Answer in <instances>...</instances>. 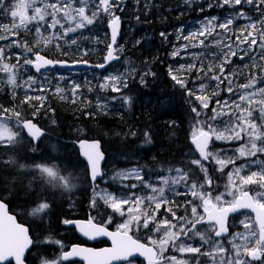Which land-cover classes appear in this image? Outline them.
Returning a JSON list of instances; mask_svg holds the SVG:
<instances>
[{
  "label": "snow or ice",
  "instance_id": "snow-or-ice-1",
  "mask_svg": "<svg viewBox=\"0 0 264 264\" xmlns=\"http://www.w3.org/2000/svg\"><path fill=\"white\" fill-rule=\"evenodd\" d=\"M122 4L123 0H13L12 3L0 0V14L11 19V24H0V72L8 76V83L14 88L19 86L25 88V99L21 103H27L32 107L33 118L39 116L41 110H45L48 91L53 90L63 99L64 89L51 85L47 80L41 82L39 78L32 75L28 76L22 85H17L19 71L25 67H31L36 73H41L42 70L47 71L49 66H67L66 60L48 59L42 55L40 46L49 48L54 45L60 49L62 44L69 43L66 39L69 33H76L80 29L98 23L101 16L108 18L111 29L110 42L106 45L107 53L104 63L94 67L103 69L111 61L119 59L114 53L123 49L118 45L120 17L115 13L123 10ZM244 4L252 5L253 11L260 14L261 19L258 23L243 11ZM213 6L209 4L210 8ZM215 6L221 8L229 6L234 10V14L226 16L223 20L215 16L206 17L197 30L187 35H183L181 31L176 38L186 43L179 47L174 46L171 55L177 57L184 52L191 62L181 64L176 69H169L174 86L183 92L196 118L192 142L195 145L193 152L197 158L188 163L199 170L202 174L200 179L203 182L201 183L200 179H192L195 172L191 169L186 171L182 167L169 169V172H174L175 175L161 177L159 180L161 186H153V182L145 178L144 169L141 167L116 173V178L129 181L122 184L128 194L118 196L105 193L102 199L113 212L121 216L127 215L125 222L118 226L115 233H109L105 228L98 227L91 219L87 223L80 222L78 225L85 235L111 236L114 247L98 253L73 247L70 252L63 253V259L67 260L70 256L88 252L89 264H107L110 258L127 259L138 252L147 256L148 264H190L189 261L178 258L177 255H166L167 250L173 248L178 254H192L194 258L209 257L211 264H252L253 261L264 264V159L260 158L264 155V86H261L264 85V63H255L257 52L259 60L264 62V0H216ZM237 6H240L239 11H235ZM238 19H247L249 23L245 24L239 32H235L233 25ZM32 28L35 29L37 47L29 46L26 40L20 38L21 30L31 31ZM44 32H48L49 35L45 36ZM160 35L167 39V33ZM209 37H213V40L206 43ZM69 46L79 47L76 39H72ZM196 47H203L205 50L210 47L219 49L222 57L217 53H211L212 61L219 60V63L206 64L204 53L189 51ZM14 49L23 51L13 55ZM234 57L241 61L245 58L252 61L251 67L255 69V72H249L247 83L234 86L235 77L243 75L239 67L231 68ZM12 59L16 63H10ZM226 66L230 67L227 73ZM257 72L260 74L257 75ZM180 73L182 75H178ZM149 74L151 73H145L140 77L141 83H144L145 77ZM204 79L216 83V87L211 92H208L207 86L203 83ZM127 86V80L119 76L105 77L104 83L99 85L101 89H111L114 93H120ZM79 87L73 84V95ZM37 90L39 94H30L36 93ZM222 92L238 96V98L231 102L222 100L220 99ZM112 99H120L125 103L130 101V97L122 95L113 96ZM213 104L214 107H212ZM97 106L101 109L106 107L99 101ZM208 112L211 113L210 116H207ZM257 113L258 117L255 115ZM7 115L8 110L0 105V146L14 145L19 137L18 132L8 126ZM11 115L15 117L18 125L28 130L33 138H39L42 134V130L32 120H22L20 112L13 109ZM221 118H225L223 127L214 126L213 122H219ZM257 118L259 123L256 122ZM244 137L247 138V142L235 149L237 159L244 161L240 165H237L236 159L224 157L222 151L210 150L211 141H242ZM145 142H151L147 133H145ZM79 146L90 166L87 172L89 179L95 181L98 177L102 178L98 162L103 159V153L100 152L99 141L81 140ZM209 161L218 165L216 170L221 173L231 166L225 191L218 195H213L212 191H205L206 188L214 187V180L206 166V162ZM253 165L258 168V171H251L249 175L241 176V172ZM20 167L25 166L20 165ZM35 168L48 177L49 182L58 181L65 187H69V180L61 175L54 165L42 163L35 165ZM133 180L135 182H131ZM174 185H183L185 193L178 192ZM249 185H256L260 190L249 195V192L245 191V187ZM141 188L149 189L151 194L137 195L136 191H133ZM166 189L174 195L186 194L193 199L188 200L184 205L169 206L170 201L165 195ZM225 195L231 196L232 199L224 200ZM145 203H147L148 211L141 210ZM90 206L96 207L95 197L90 201ZM49 207L47 202H41L33 209V213L43 212ZM125 207L127 212L124 210ZM181 207L184 209V215L177 216V211ZM4 208L5 205L0 202V259L7 254L14 256L17 264H22V253L31 241L27 236V229L16 224L14 218L6 214ZM162 209L166 213L164 219H160L157 215ZM241 209H252L256 213L255 219L251 222L247 218L241 220L240 224L244 226V231L232 232V225L228 222L229 215ZM63 223L75 222L65 220ZM199 226H206L205 231H199ZM141 228L157 235L163 232V236L159 240L147 237L146 239H149L153 245L148 247L133 240L128 234L130 230ZM193 237L199 238L202 242L200 246L185 242ZM222 238H228L227 243L231 245L230 248H225ZM205 245L209 247L207 252L202 251ZM128 264H131V261Z\"/></svg>",
  "mask_w": 264,
  "mask_h": 264
},
{
  "label": "rangeland",
  "instance_id": "rangeland-1",
  "mask_svg": "<svg viewBox=\"0 0 264 264\" xmlns=\"http://www.w3.org/2000/svg\"><path fill=\"white\" fill-rule=\"evenodd\" d=\"M6 2L12 3L13 0H6ZM209 4H213L214 6L210 8ZM215 5L216 0H123V10H118L115 13V15H119L122 20V31L121 37L118 40V45L123 50L116 51V55L119 57V59L113 62L106 70L100 73L89 70H53L36 73L31 67H25L19 71L17 75V85H22V82L27 80L28 76L32 75L39 78L41 82L47 80L51 85L59 86L60 88L64 89L63 100H67L71 108V114L73 115L71 119L74 120H72V122L69 124H72V135L76 137H80L85 133L84 127L80 126V124L75 120V117L77 116L75 115L76 113L85 112V114H90L91 116L99 114H109L115 116L117 118V122L119 121V125L116 123V127H113L112 130H118V136H120V138L124 136H128L129 138L135 137L136 130L138 128L137 118H140L139 125L153 130L152 133H150L148 130L144 129V136L145 133H147L151 138V142L146 143L142 141L141 146L137 148V151L128 154L127 156L114 155L109 157L108 161L106 162L104 172L105 174H109L110 179L117 180L120 185H122L129 183V181L116 178V173L127 171L133 167H141L144 169L145 178L152 181L153 186H161L159 184L160 178L163 176H174L175 173L169 172V169L179 167L165 165V156L169 157V160L173 158L174 160L179 161H185V158L188 156L191 158L190 160H192L193 157L197 158V155L193 152V145L191 143L192 133L196 126V118H192L191 115H184L183 111L181 110L180 118L163 117L159 120L153 119L154 117H152L151 113L155 110V108L157 109V105L159 103L156 105V103L152 101L151 97L143 96L145 94L143 90L148 91L151 89L155 80V70L159 65L163 66V70H165L167 76L170 78V68L176 69L179 68L181 64L191 62L184 52H181L180 56L177 57H173L171 55L174 50V46L179 47V45L186 43V41H178L176 38L177 35L181 34V31L183 35H187L189 32L197 30L201 26V22H203L206 17L215 16L220 20H223L226 16L234 14V10L229 6L221 8ZM239 10L240 6H237L235 11ZM243 11L248 13L252 20L257 23L261 19L260 14L253 11L252 5L244 4ZM171 14L175 16L174 18L176 19V24H174L173 21L169 19V16H172ZM107 23L108 18L106 16H101L98 23L90 25L85 29H80L76 33H69L68 37H66L69 43L62 44L60 49H57L54 45L49 48L40 46L41 54H46L48 57L54 59H85L99 62L103 59L107 49L106 45L109 42ZM247 23H249L247 19H238L233 25V30L235 32H239ZM0 24H11V19L0 14ZM159 25H166L168 28H164L166 30L165 32L159 31L158 35H156V28L153 27ZM161 33H167V39L164 40V38H162L160 35ZM44 35L47 36L49 33L44 32ZM213 36H215V33H213ZM20 38L22 40H26L29 46L37 47L35 44L37 37L34 28H32L31 31L21 30ZM72 39L77 40L79 47L69 46ZM212 40L213 37H209L206 43ZM137 41H140V44L137 43ZM156 44H158L159 47H156ZM22 51V49H14L13 55ZM189 51L194 53H204V62L206 64L209 62L214 64L219 63V60L212 61L211 53H217L222 57L220 50L215 47H210L208 50H205L203 47H196L189 49ZM25 55L27 54L25 53ZM255 55L257 57L255 63H264L259 60L258 52ZM233 60L234 63L231 65V68L239 67L243 73V75H237L235 77L234 86L247 83L249 72H255V69H252L251 67L252 61L249 58H245L244 61H241L235 57ZM10 63L14 64L16 61L12 59L10 60ZM245 65H248V67H245ZM225 71L226 73L230 71V67L226 66ZM145 73L151 74L145 77L144 83H141L140 77ZM256 74L259 75L260 73L257 72ZM178 75H182V73ZM109 76H119L127 80V88L131 90L128 96H126L130 97V101L128 103H125L120 99H112L113 96H124L123 93L126 88H123L120 93H114L111 91V89H101L99 87L100 84L104 83V78ZM61 77H63V79H61ZM156 78L158 77L156 76ZM203 83L207 86L208 92H211L216 87V83L208 79H204ZM73 84L80 86L77 89L75 95H73L72 92ZM30 94H39V92L37 90L36 93ZM46 95L47 98H61L60 95L56 94L53 90L48 91ZM237 98L238 96H232L226 92H222L220 96V99L228 100L229 102ZM24 99L25 88L23 86L14 88L13 85L8 83V76L5 73L0 72V105H2L4 109L8 110V115L6 117L8 126L13 128V130L17 131L19 134L17 142L14 145L7 146L9 148L8 157L3 160L4 167L13 170L10 177L13 194L10 191H5L3 193L4 195L1 194V196L5 199L11 198V204L14 208V211L18 214L22 221H24L29 227L31 226L30 229L34 239V245L31 249V257L38 260L37 264H70L63 262L60 259V253L66 248L67 244H65L66 240L61 239L59 235L65 233L71 234L72 231L64 225L63 221L66 220L64 219L62 222L58 223L60 225V230L57 233H50L52 231V227H55V224L49 223L52 217L50 210L51 206H57L56 204L65 203L63 208L68 212V214H72L76 211L77 206L89 207L91 199L95 197L96 207L101 204V206H99L100 208L107 207L115 215L113 219L119 221V224L116 227L118 228L120 224L125 222L127 215L121 216L119 213L113 212L111 207L105 203L102 197L105 195V193H112L118 196L125 195L114 193L113 191L104 188L98 183H96L95 190L90 192V187L85 186V182L88 179L87 166L82 162V160L79 159V157L75 160L69 148L66 149L67 151L65 152L64 156L59 155L60 153L58 150H61L64 147L66 141L60 142V139L58 138L59 133L57 125L49 117L45 116V111L41 110L40 112L45 118L41 117L37 122L42 125L48 131V133L39 144H32V142L29 141L24 135L20 125L17 124L15 117L11 115L12 110L15 109V111L21 113L22 120L24 114H29L31 117H33L32 107L27 103H21V101ZM98 101L100 104H105L106 107L103 109L98 107ZM136 103H140L142 106L137 107ZM214 106L215 105L213 104L212 107ZM172 108L173 103L167 109L169 113H173ZM208 114V116L211 115L210 112H208ZM141 115L144 116V118H142ZM255 115L258 117V113ZM155 116L157 117V115ZM224 119L225 118H221L219 122H213L214 126L222 128ZM256 122H260L258 118ZM132 133H135V135H132ZM103 137L104 139H107L109 138V135L105 133ZM246 142V137H244L242 141H211L210 150L222 151L224 157L236 159L237 165H240L244 161L242 159H237L235 149L241 147V145ZM174 154L175 156H173ZM260 158L264 159L263 157ZM154 159L157 160V163L155 164V167L153 166L151 168ZM190 160H188V162ZM117 161L128 162L129 166L118 170L114 164ZM42 163L49 166L54 165L59 170L60 174L69 180V187H65L58 181L49 182V178L41 174L39 170L35 168V165ZM207 163L211 164L215 169H218L219 167L212 161ZM20 165H24L25 167L22 168ZM225 169H227L225 180L224 173H220L221 183L215 184L212 189L206 188L205 191H212L213 195H218L225 191V185L228 183L227 175L228 172L231 171V166ZM195 171L197 176L200 178L202 174L196 168ZM251 171H258V168L253 165L251 168L241 172V176H247ZM155 172L158 173L153 174ZM104 181L105 180H102V182ZM131 182L135 181L133 180ZM200 182L202 183L203 181ZM17 186L20 187L19 189L21 191L19 189L17 190ZM92 187L94 188L93 185ZM173 187H175L178 192L185 193L183 185H174ZM245 190L250 191L253 195L260 189L256 185H249L245 187ZM18 192L19 195L21 194L20 196L18 195ZM51 193L52 196H50ZM136 193L137 195L151 194L149 189L144 188L136 190ZM238 194L239 193H237V195ZM165 195L170 201L169 206L179 205L178 201H183L184 205L188 200L193 199L190 195L186 194L178 196L174 195L168 189H166ZM53 198H60L61 201L56 200L55 204ZM82 199L86 200L87 205L79 202L82 201ZM223 199L231 200L232 197L225 195ZM41 202H47L50 207L45 209L43 212L33 213V209L38 207ZM124 210L127 212V207H125ZM141 210H149L147 203L142 206ZM200 211L202 212V209ZM157 215L160 219L166 218V213L163 209L157 213ZM180 215H184V209L182 207L179 209V211H177V216ZM234 217L235 218L229 220V223L232 225V232L244 231V226L240 224L241 220H244L245 218H247L249 222L253 220V216L248 212L240 213ZM205 229L206 226H199V231L204 232ZM145 232L147 235L146 238L150 237L152 240H159L163 236V232H161L159 235L155 234L154 232ZM146 238L144 241L151 244L150 240ZM227 239L228 238H222V242H224L225 248H230L231 245L227 243ZM57 241L59 243H56ZM185 242L191 243L193 246H200L202 243L198 237H193L191 240H187ZM202 251H209V247L205 245ZM166 255H177L178 258H183L190 263L195 260L196 262L201 261L200 264H211V259L209 257L199 256L194 258L192 254H178L173 248H169L166 252ZM128 262L121 264H128ZM131 264L145 263L140 260H131ZM252 264H261V262L253 261Z\"/></svg>",
  "mask_w": 264,
  "mask_h": 264
},
{
  "label": "trees",
  "instance_id": "trees-1",
  "mask_svg": "<svg viewBox=\"0 0 264 264\" xmlns=\"http://www.w3.org/2000/svg\"><path fill=\"white\" fill-rule=\"evenodd\" d=\"M174 17L175 16L173 15L171 16V18L169 16V19H171L173 23L176 24V19ZM153 28H157L155 31V34L157 35L159 31L165 32L166 30L164 28H168V27L166 25H159ZM156 47H159L158 44H156ZM60 58H63V57H60ZM160 66L161 65H159L158 68L155 70V77H154L155 80H154V83L152 84L151 89L148 91L143 90V92L145 93L143 96H149L151 97V99L153 98L156 99L155 103L156 105L157 103H159L157 105V109L159 111H163V109L169 108L170 107L169 105L173 103V108L179 107V111L182 110L184 115H191L192 118H194L183 92L174 86L173 81L167 76L165 70H163V66L161 67ZM156 76L158 78H156ZM157 80H160L158 84L155 83V81ZM160 88L163 89V91ZM130 91L131 90L129 88H126L124 90L123 95L128 96ZM42 111H45V116L49 117L53 122L56 123L58 133H59L58 138L60 139V141H66V144L64 145V147L61 150H58L60 153L59 155L64 156L66 149L69 148L75 160L78 159V154L72 142V140L74 139L99 138L101 140L103 150L105 151L106 158H107L106 162H107L108 158L111 157L112 155L127 156L128 154H131L137 151V148L141 146L140 142L142 141L145 142L144 129L148 130L150 133H152L153 131L149 128H144L142 125H139L140 118H137L138 128L136 130L135 137L129 138L128 136H124L120 138V136H118L119 135L118 130H112L113 127H116V123L119 125V121L117 122V118L115 116L109 115V114H99V115L91 116L90 114H85V112H80V113L75 114L77 115L75 117V120L80 124V126L84 127L85 133L84 135L80 137H76L72 135V124L71 125L69 124L74 119H71L73 115L71 114V108L67 100H63L59 97H53V98L48 97L45 102V110H42ZM151 114L153 116V113ZM208 115L209 114L207 113V116ZM24 116L31 117V115L29 114H24ZM41 117H44V116H42L40 113L39 116L35 117L34 119L38 121ZM141 117L144 118V116L142 115ZM105 133L109 135V138L104 139L103 135ZM8 149L9 148L7 146H0V195L1 193L5 191H10L13 194V188L11 187L12 183L10 180L11 173L13 170L5 168L3 164L4 162H2L4 159L8 157ZM173 156H175V154ZM261 157L264 158V155H262ZM195 158L196 157H193V159ZM190 159L191 158L188 156L185 158V161L174 160L173 158L169 160V157L165 156L164 160H165V165H171L174 167L179 166V167L184 168L186 171L191 169V171L195 172V175L192 177V179H200L196 174L195 167L188 163V160ZM156 163H157V160L154 159L153 165L151 166V168L153 166L155 167ZM114 164H115V167L118 168V170L124 169L127 166H129V163L128 162L125 163V161L123 162L117 161ZM105 166L106 164L104 165V169H105ZM206 166L208 167L209 174L212 175V178L214 180V185L221 183V177H220L221 172L216 170L211 164H208L207 162H206ZM157 173L158 172H155L153 174H157ZM223 173H224V180H225L227 169H224ZM102 180H105V181L102 182ZM88 181L89 179H87L85 182V186L87 187H89V182H90ZM200 181H202V179H200ZM97 183L101 184L104 188L113 191L114 193L125 195V196L128 194L127 190L124 189L117 180L110 179L109 174H105V172L103 174L102 179L99 180ZM94 190H95V187H94ZM133 191H136V190H133ZM52 193H55V192H52ZM52 193L50 194V196H52ZM53 199H54V203L56 202V200L61 201L60 198H53ZM79 202L82 204H86L85 203L86 200L84 199H82V201H79ZM178 203L179 205H183V201H178ZM56 205L57 206H51V209H50L52 217L49 223L55 224V227L54 228L52 227V231L50 233H57L60 230V225L58 223L62 222L67 217L85 218L88 216V214H90L94 220H97L102 223H106L108 229L116 228L117 225L119 224V221H116L115 219H113L115 215L111 212L109 208L99 207L101 206V204L95 208H92L91 206L89 207L88 206L87 207L77 206V209L75 211L77 214L75 212L72 214H68L67 211L63 208L65 203L56 204ZM233 218L235 217L232 216V219ZM130 232L133 234V236L143 241L147 236L146 232L142 229L130 230ZM59 237L61 239H65L66 240L65 243L67 244L75 243V242H78V243L85 242V241L79 240V238H77L75 234H72L69 237V239H67L66 236H63V235H59ZM200 262L201 261L196 262L194 260L190 264H200Z\"/></svg>",
  "mask_w": 264,
  "mask_h": 264
},
{
  "label": "water",
  "instance_id": "water-1",
  "mask_svg": "<svg viewBox=\"0 0 264 264\" xmlns=\"http://www.w3.org/2000/svg\"><path fill=\"white\" fill-rule=\"evenodd\" d=\"M118 16V15H117ZM121 28H122V22H121V19H120V22H119V26H118V30H119V35L117 37V40L120 38V34H121ZM107 29H108V34H109V37H110V33H111V29L107 23ZM110 42V41H109ZM114 48H115V45H114ZM107 53V51H106ZM105 53V55H106ZM115 54V53H114ZM44 55V54H42ZM104 55V57H105ZM116 55V54H115ZM46 56V55H45ZM48 59H52L48 56H46ZM53 60H56V59H53ZM60 61H65V60H60ZM67 61V60H66ZM115 61V60H113ZM113 61H111L105 68H99V67H94V65H98V64H101V63H104V59L102 62H91V61H87V60H77V61H67L68 64L67 66H60V65H55V66H49L47 70H55V69H63V70H91V69H94V70H97V71H103L105 70ZM34 70V69H33ZM35 71V70H34ZM44 71V70H42ZM28 120H32V119H28ZM32 122L34 124L37 125V127H39V125L34 122L32 120ZM41 130H42V134L39 136V138H33L27 129H24L23 128V131L25 133V135L30 138L33 142L35 143H38L42 136L45 134V130L42 129L41 127H39ZM81 140H87L89 142H92V141H99V149H100V152L103 153V159L100 160L98 163H99V170L100 172L103 174V171H102V168H103V165L105 163V160H106V155H105V152L103 151L102 149V146H101V141L98 139V138H91V139H80L78 141L75 142V145L78 149V154H79V157L82 161H84V163L86 164L87 166V171L89 170L90 166L87 164V161H86V158L83 156V150L80 148L79 146V141ZM191 143L193 145V147L195 148V145L193 144L192 142V138H191ZM89 178V177H88ZM100 177H98L95 181H92L90 180V183L94 186V184L96 183L97 180H99ZM93 187L91 188V191H93ZM247 191V190H245ZM249 192V191H248ZM249 195H252L250 192H249ZM0 202H2L4 205H5V208H4V211L6 212L7 215L9 216H12L14 218V221L16 224H19L21 225L22 227H24L25 229H27V236L29 238V240L31 241V238H30V235H29V232H28V228L26 225L24 224H21V223H18L17 222V219L15 217L14 214H10L8 213L7 211V206L6 204L0 200ZM249 212L252 214L253 216V219H255V216H256V213L252 210V209H241L239 210L237 213H232L229 215V218L232 217V216H235V215H238L242 212ZM91 219V217H88L87 219H69V221H74L75 223H72V224H66L67 226H71L75 229L76 233L83 239L89 241V242H95V241H99V240H106L107 241V245H104V246H100V247H93V246H89V245H81V244H71L65 251L62 252L61 254V257L63 259V253L65 252H70L72 250L73 247H78V248H82V249H87L89 252H102L103 250L105 249H108V250H111L113 247H114V244H113V239L111 236H108V235H95V234H92V235H85L84 232H82L80 230V227L78 226L80 222H83V223H87V221ZM92 220V219H91ZM229 222V220H228ZM93 224L97 225L98 227H103L105 228L109 233H115L117 232V230H111V229H108L107 227H105L104 225H101V224H98V223H95L93 222ZM133 240H137L139 241L140 243L142 244H145L147 245L148 247H153L152 245L148 244V243H145L141 240H138L136 238H134L130 233H128ZM31 246V244L28 245V247L23 251L22 253V256H21V260H22V264H26L25 261H24V258L26 256V251L29 249V247ZM88 252H82V253H79L78 255H75V256H70L67 260L63 259L64 261H72V260H78L81 262V264H89V260H88ZM133 259H138V260H141L143 261L145 264H148V259H147V256L146 255H141L140 253L138 252H135L132 256L128 257L127 259H124V258H121V259H108V262L107 264H121L123 262H126V261H129V260H133ZM9 261H12L13 264H17V260L14 256H10V255H7L5 254L4 258L3 259H0V264H6L8 263Z\"/></svg>",
  "mask_w": 264,
  "mask_h": 264
},
{
  "label": "bare ground",
  "instance_id": "bare-ground-1",
  "mask_svg": "<svg viewBox=\"0 0 264 264\" xmlns=\"http://www.w3.org/2000/svg\"><path fill=\"white\" fill-rule=\"evenodd\" d=\"M158 3H159V2H158ZM162 4H163V3H162ZM164 4H165V3H164ZM151 6H152V5H151ZM154 6H155V5H154ZM160 6H161V5H160ZM169 9H170V8H169ZM166 11H167V10H166ZM183 12H184V11H183ZM181 14H182V13H181ZM190 14H191V13H190ZM154 15H155V14H154ZM171 15H172V14H171ZM178 15H179V14H178ZM183 15H184V14H183ZM180 16H181V15H180ZM178 17H179V16H178ZM146 18H147V17H146ZM159 18H160V16H159ZM170 18H171V16H170ZM176 18H177V17H176ZM164 19H165V18H164ZM144 21H145V20H144ZM148 21H149V20H148ZM171 21H172V20H171ZM165 23H166V22H165ZM167 23H168V22H167ZM174 27H175V26H174ZM156 29H157V28H156ZM169 32H170V31H169ZM171 34H172V33H171ZM157 35H158V34H157ZM164 40H165V39H164ZM139 44H140V43H139ZM133 46H135V45H133ZM133 46H132V47H133ZM136 46H137V45H136ZM162 46H163V45H162ZM133 48H134V47H133ZM148 48H149V47H148ZM163 49H164V48H163ZM139 52H140V51H139ZM164 52H165V51H164ZM145 55H146V54H145ZM164 55H165V54H164ZM160 57H161V56H160ZM169 58H170V57H169ZM169 58H168V59H169ZM149 59H150V57H149ZM153 59H154V58H153ZM156 59H157V58H156ZM156 59H155V60H156ZM167 62H168V61H167ZM160 64H161V63H160ZM167 65H168V64H167ZM161 66H162V65H161ZM161 66H160V67H161ZM170 66H171V65H170ZM150 67H151V66H150ZM157 68H158V67H157ZM157 68H156V69H157ZM159 81H160V80H157V81H155V83L158 84ZM171 85H172V84H171ZM164 86H165V85H164ZM160 89H161V88H160ZM168 89H169V88H168ZM161 90L163 91V89H161ZM165 90H166V89H165ZM156 91H157V90H156ZM3 94H4V93H3ZM5 95H6V94H5ZM154 96H155V95H154ZM165 96H166V95H165ZM168 96H169V95H168ZM172 96H173V95H172ZM7 97H8V96H7ZM5 98H6V97H5ZM169 98H170V97H169ZM155 100H156V99H154V98L152 99V101H154V102H155ZM181 101H182V100H181ZM137 102H138V101H137ZM167 102H168V101H167ZM183 103H185V102H183ZM19 104H20V103H19ZM23 104H24V103H23ZM147 104H148V103H147ZM154 104H155V103H154ZM160 105H161V104H160ZM21 106H22V105H21ZM136 106H137V107H141L142 105H141L140 103H136ZM143 106H144V105H143ZM145 106H146V104H145ZM169 106H171V105H169ZM180 107H181V106H180ZM24 108H25V106H24ZM29 108H30V107H29ZM25 109H26V108H25ZM30 109H31V108H30ZM30 109H29V110H30ZM121 109H122V108H121ZM148 109H149V108H148ZM167 109H168V108H167ZM167 109H163V111H159L158 109L155 108V110H154L152 113L154 114V116L157 115V117L155 116L153 119H155V120L158 119V120H159V119H161V118H163V117H168V118H169V117H173V118H174V117H176V118H180V117H181V113H180L178 107H177V108H176V107L172 108V112H173V113H169V111H168ZM170 111H171V110H170ZM158 115H159V116H158ZM152 117H153V116H152ZM176 118H175V119H176ZM38 119H39V118H38ZM161 121H162V120H161ZM165 121H166V120H165ZM51 122H52V121H51ZM171 122H172V121H171ZM52 123H53V122H52ZM151 123H152V122H151ZM52 127H53V126H52ZM159 127H160V126H159ZM152 128H153V127H152ZM156 128H157V127H156ZM55 132H56V131H55ZM52 140H53V139H52ZM60 142H61V141H60ZM27 143H28V142H27ZM140 143H141V142H140ZM62 144H63V143H62ZM24 147H25V146H24ZM12 151H13V150H12ZM66 151H67V150H66ZM181 154H182V153H181ZM15 155H16V154H15ZM15 155H14V156H15ZM19 155H21V154H19ZM47 155H48V154H47ZM49 155H50V154H49ZM112 156H114V155H112ZM118 156H119V155H118ZM33 157H34V156H33ZM52 158H53V157H52ZM60 158H61V157H60ZM117 159H118V158H117ZM138 159H139V158H138ZM23 160H25V159H23ZM35 160H36V159H35ZM122 160H123V159H122ZM134 160H135V159H134ZM19 161H22V160H19ZM63 161H64V160H63ZM130 162H131V161H130ZM56 163H57V162H56ZM64 163H65V162H64ZM125 163H126V162H125ZM65 164H66V163H65ZM73 165H74V164H73ZM74 167H75V166H74ZM32 171H33V170H32ZM21 173H22V172H21ZM25 173H26V172H25ZM25 178H26V177H25ZM32 178H33V177H32ZM41 179H42V178H41ZM88 179H89V178H88ZM20 180H21V179H20ZM22 180H23V179H22ZM23 181H24V180H23ZM89 181H90V180H89ZM89 181H88V182H89ZM16 182H17V181H16ZM33 183H34V182H33ZM17 185H18V183H17ZM33 185H34V184H33ZM20 186H21V185H20ZM34 186H35V185H34ZM17 187H18V186H17ZM17 187H16V188H17ZM89 187H90V192H93V191H91L92 185H91L90 182H89ZM19 188H20V187H18L17 190H18ZM81 188H82V187H81ZM14 189H15V188H14ZM93 189H94V188H93ZM19 190H20V189H19ZM33 190H34V189H33ZM14 191H15V190H14ZM20 191H21V190H20ZM34 191H35V190H34ZM82 192H83V191H82ZM7 193H8V192H7ZM7 193H6V194H7ZM15 193H17V192H15ZM72 194H73V193H72ZM83 194H84V193H83ZM3 195H4V194H3ZM18 195H19V192H18ZM20 195H21V194H20ZM20 195H19V196H20ZM30 195H31V194H30ZM7 196H8V195H7ZM14 196H15V195H14ZM23 197H24V196H23ZM23 197H22V198H23ZM16 198H17V197H16ZM19 198H20V197H19ZM25 198H26V197H25ZM25 198H24V199H25ZM38 198H39V197H38ZM40 198H41V197H40ZM29 200H30V199H29ZM34 200H35V199H34ZM91 200H92V199H91ZM20 201H22V200H20ZM23 201H24V200H23ZM25 201H26V199H25ZM27 201H28V200H27ZM40 201H41V200H40ZM46 201H47V200H46ZM30 202H31V201H30ZM16 203H17V202H16ZM23 203H25V202H23ZM37 203H38V202H37ZM85 203H86V202H85ZM28 204H29V203H28ZM72 205H73V204H72ZM86 205H87V204H86ZM18 209H19V208H18ZM76 209H77V208H76ZM21 210H22V209H21ZM21 210H20V211H21ZM27 212H28V211H27ZM77 212H78V211H77ZM67 213H68V212H67ZM73 213H74V212H73ZM75 213H76V212H75ZM70 214H71V213H70ZM76 214H77V213H76ZM62 233H64V232H62ZM65 234H66V233H65ZM49 246H50V245H49ZM48 251H49V250H48ZM46 252H47V251H46Z\"/></svg>",
  "mask_w": 264,
  "mask_h": 264
},
{
  "label": "flooded vegetation",
  "instance_id": "flooded-vegetation-1",
  "mask_svg": "<svg viewBox=\"0 0 264 264\" xmlns=\"http://www.w3.org/2000/svg\"><path fill=\"white\" fill-rule=\"evenodd\" d=\"M7 200V199H6ZM7 205H8V207H9V211L10 212H14V208L12 207V204H11V202H7ZM19 221H21L19 218H17ZM100 242V241H99ZM98 242H95V244H91V245H93V246H98ZM31 251L32 250H30V251H28V253H27V255H26V257H25V261H26V263L28 264V263H31V264H35L38 260L37 259H35V258H33V257H31ZM70 264H78V262H69ZM6 264H13L12 262H8V263H6Z\"/></svg>",
  "mask_w": 264,
  "mask_h": 264
}]
</instances>
